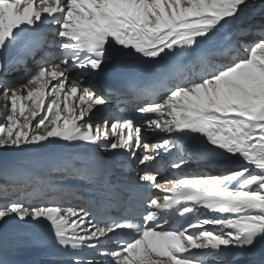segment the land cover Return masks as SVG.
Returning <instances> with one entry per match:
<instances>
[{
    "label": "snow or ice",
    "instance_id": "6c2138e0",
    "mask_svg": "<svg viewBox=\"0 0 264 264\" xmlns=\"http://www.w3.org/2000/svg\"><path fill=\"white\" fill-rule=\"evenodd\" d=\"M0 101V264H264V0H0ZM58 166L88 206L20 195Z\"/></svg>",
    "mask_w": 264,
    "mask_h": 264
},
{
    "label": "bare ground",
    "instance_id": "6f19581e",
    "mask_svg": "<svg viewBox=\"0 0 264 264\" xmlns=\"http://www.w3.org/2000/svg\"><path fill=\"white\" fill-rule=\"evenodd\" d=\"M241 39L245 41H252L255 39V36L242 37ZM109 100L111 102L109 115H112V116H119L120 112L123 111V109L126 106H128L131 101L130 98L118 97V96H112ZM3 104H4V101H0V117L3 116L6 110L5 108L2 107ZM97 154H106V153L100 152ZM182 154H185V153H182ZM189 160H193V157L189 156ZM85 163H86V160L83 157L77 158L75 160V164L85 165ZM191 165L192 164H188L183 169V172L185 174L215 172V171L221 170V169H214V170L203 169L200 167V164H197L194 169L188 168ZM46 173H48L49 175L46 176ZM167 175L168 174L160 178L161 182H163L164 180L173 178V177H168ZM82 181L85 182V185L87 184L86 182H88L83 175L73 176L70 173V171H67L63 166L50 167V168H45L39 171L34 176L26 178V180L22 184L21 189L31 187V189L23 193V196L31 195L33 197L32 202H37V198H40V199H45V200L62 201L67 204L80 205L82 204V202L76 200L75 196L70 194V190H71L70 186L76 182L83 183ZM2 182L3 181H0V184H2ZM61 184L63 188L60 186ZM74 192L75 194H80V195L87 194V189L86 188L76 189ZM21 258L22 259L27 258V254L22 253Z\"/></svg>",
    "mask_w": 264,
    "mask_h": 264
},
{
    "label": "rangeland",
    "instance_id": "374dc122",
    "mask_svg": "<svg viewBox=\"0 0 264 264\" xmlns=\"http://www.w3.org/2000/svg\"><path fill=\"white\" fill-rule=\"evenodd\" d=\"M5 112H6V110H5ZM3 183V182H2ZM29 189H31V187H29V188H24V189H21L20 188V195H22L23 196V193H25L27 190H29ZM9 191H11V188L9 189Z\"/></svg>",
    "mask_w": 264,
    "mask_h": 264
}]
</instances>
